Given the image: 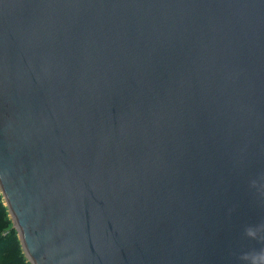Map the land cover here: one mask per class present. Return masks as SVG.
Returning a JSON list of instances; mask_svg holds the SVG:
<instances>
[{"label": "water", "instance_id": "obj_1", "mask_svg": "<svg viewBox=\"0 0 264 264\" xmlns=\"http://www.w3.org/2000/svg\"><path fill=\"white\" fill-rule=\"evenodd\" d=\"M0 194L31 264L264 254V0H0Z\"/></svg>", "mask_w": 264, "mask_h": 264}, {"label": "trees", "instance_id": "obj_2", "mask_svg": "<svg viewBox=\"0 0 264 264\" xmlns=\"http://www.w3.org/2000/svg\"><path fill=\"white\" fill-rule=\"evenodd\" d=\"M0 264H31L22 248L17 232L12 227L8 210L0 194Z\"/></svg>", "mask_w": 264, "mask_h": 264}, {"label": "clouds", "instance_id": "obj_3", "mask_svg": "<svg viewBox=\"0 0 264 264\" xmlns=\"http://www.w3.org/2000/svg\"><path fill=\"white\" fill-rule=\"evenodd\" d=\"M249 236H252L253 233H249ZM248 259V258H246ZM250 264H264V254H261L259 256L251 257L250 258Z\"/></svg>", "mask_w": 264, "mask_h": 264}]
</instances>
